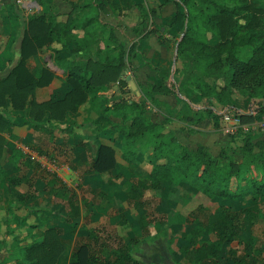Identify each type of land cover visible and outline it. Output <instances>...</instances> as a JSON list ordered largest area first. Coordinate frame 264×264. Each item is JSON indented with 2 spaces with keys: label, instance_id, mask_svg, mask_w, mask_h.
<instances>
[{
  "label": "trees",
  "instance_id": "1",
  "mask_svg": "<svg viewBox=\"0 0 264 264\" xmlns=\"http://www.w3.org/2000/svg\"><path fill=\"white\" fill-rule=\"evenodd\" d=\"M89 1L82 9L81 17L86 35L76 45V51H68L70 55L64 53L75 37L73 30L78 26L79 13L70 14L67 21H60L55 15H33L23 39L21 59L7 77L0 79V194L2 180L10 177L3 164L7 159L6 139L2 132L12 122L11 113L21 111L31 128L47 131L53 140L57 127L47 122L64 121L69 112L76 113L90 95L101 90L97 82L121 81L125 75L130 55L124 42L114 34L111 44L103 39L101 11L106 0ZM170 2L178 8L172 22L181 24L172 42L186 74L178 84V68H162L142 55L141 62L156 69L159 79L152 88L146 89L144 95L157 101L156 93L182 94L184 87L192 85L202 96L214 99L199 110L211 116L217 125L228 108L239 113V107L232 101L231 90H238L250 99V111L264 112V0H160V6ZM132 5H136L144 20L152 12L151 8L147 9L142 2L135 4L134 0H119L115 7L123 11ZM54 42L61 43V48L56 49V59L67 70L66 80L72 88L62 97L37 101V87L50 84L54 75L46 67L31 72L27 59ZM94 48L96 61L87 55ZM211 75L216 77V83L205 78ZM248 76L249 80L244 82V77ZM148 111L146 99L130 101L123 98L107 104L99 114L103 119H110L107 128L122 135L121 156L128 163L149 164L144 188H161L169 182L182 190L186 200L194 197L201 200L187 214H177V222L184 228L177 237L164 228L152 235L151 240L170 237L178 243L187 264H257L253 238L244 243L241 255L230 245L262 212L264 139L259 138L258 133L238 132L231 141L232 145L242 144L241 151L236 154L225 148L219 157L205 145L191 149L177 138H162V114L156 119ZM111 116L120 120L113 121ZM240 116L253 118L250 113H240ZM102 123L100 118V129ZM110 141L99 144L87 175L112 172L122 166L117 159L116 138ZM17 154L13 152L8 160L14 162ZM68 199V219L72 229L77 228L82 219L81 228L89 232L87 240L72 249L69 264H143L134 256L131 244L113 233L105 235L99 227L85 225L100 218L101 214L83 216L79 205L71 197ZM40 225L44 231L42 236L29 231L31 241L26 244L21 243L23 239L13 241L15 250L11 256L16 264H58L66 240L58 226ZM105 250L109 253L104 254Z\"/></svg>",
  "mask_w": 264,
  "mask_h": 264
},
{
  "label": "crops",
  "instance_id": "2",
  "mask_svg": "<svg viewBox=\"0 0 264 264\" xmlns=\"http://www.w3.org/2000/svg\"><path fill=\"white\" fill-rule=\"evenodd\" d=\"M134 1L135 4L137 2H142L147 9H152V12H150L146 20H144L136 5L119 11L115 7V4L119 2V0H106L103 5V10L101 11V20L104 23V30L102 32L103 39L111 44V35L114 34L120 41L124 42L127 54L131 47H133V51L136 54L147 57L154 65H159L165 69L178 68L176 79L179 84L184 76L181 77L180 75L179 78L178 73L184 72L185 70L183 61L180 58H178L176 62L174 61L176 55L172 40L176 31L172 30L180 28L181 25L178 21L172 22V17L176 14L178 9L177 5L170 2L164 6H160V0ZM89 2V0H0V79L7 77L21 59L23 39L29 27V18L33 15H55L58 20L67 21L70 14L74 12L79 13L80 18L76 22L78 26L73 30L75 37L72 39L73 41H71L68 50H64V53L70 55L68 51H76V45L81 39L85 38L86 35L85 30L82 28L81 17L83 16L82 9ZM166 28L170 29L172 32H166ZM163 36H165L168 43H162L161 37ZM60 48L61 43L54 42L50 46H44L27 59V64L31 72L35 73L41 67H46L53 72L54 75L50 84L37 87L35 91V98L37 101H46L53 96L62 97L72 88L71 84L66 80L68 75L67 70L60 65L56 59V49ZM79 53L84 54L83 51ZM87 53L88 56L95 58V61L97 60L98 57L96 56L95 48ZM136 54L131 55V57L128 55L130 57V62H128V68L122 80L129 82L131 90L135 93L134 97L137 98L141 95L143 87H152L159 79L157 77V70L135 59ZM92 68L94 67L92 66ZM136 78H138L139 82ZM131 80L135 81L136 90L132 88L130 84ZM102 81L96 83L101 90L97 94L90 95L87 101L79 106L76 113L69 112L64 121L53 120L52 122H47L57 127L53 132L55 135L53 140L47 131H36L31 128L28 120L23 117L21 111L11 113L9 117H11L10 119L12 122L8 124L3 135L6 138V145H8V143L11 145H8L10 151L12 150L11 154L13 152L18 154L16 155V160L10 162L8 160L9 156H11L10 151L7 153V161L3 164L8 171L11 173L14 166H20L19 163L21 161L22 152L40 161V157L36 158L28 153L26 147L30 148V151L32 150L43 155L47 154L50 157L56 158L52 152L48 154L49 152L47 153V151H44L42 145L31 143L30 139L36 141L37 133L39 132H44L48 135V141L55 145L52 147L53 151L55 147L58 146L62 150H67L69 148L71 153L88 152L89 154L96 153V155L97 148L102 141H110L112 138L115 140L116 138L118 155H121L120 142H122V135L116 134L113 128H107L108 124H110V119H103L99 113L107 104H112L123 98L128 99L129 93L122 89L124 87L121 86L120 80H115L111 83ZM139 84H142L141 87ZM188 86L182 89V94L156 93L155 98L157 101L154 103L159 106L160 110L162 106L166 105L172 113L171 120H169L167 124L173 128L175 136L179 141L186 144L191 149L197 148L200 144L205 145L209 147L214 155H219L223 148H227V146L231 144V137L227 135L225 131L224 120L221 117L217 125L211 116L199 110L204 106H208L214 99L212 97H201L195 93L192 95L190 91L187 90ZM128 100L131 101L133 99ZM248 111H250V107L249 110L245 112ZM249 113L253 115V119L248 123L254 127L253 130L258 131L259 138L264 139L263 113L259 114L255 111H250ZM197 114L198 116L194 120H187L188 115L196 116ZM260 115H262L260 118L261 120H258ZM48 117L49 116H47L46 119H48ZM100 118H102L103 122L101 129L98 124ZM110 118L113 121L120 120L119 117L115 116H111ZM160 118H164V116L160 115ZM258 124H262V126L260 127ZM28 141L32 145L29 144ZM20 144H22V148L18 147ZM40 150L44 152L41 153ZM118 162L120 163L119 159ZM40 163L44 165V163ZM6 164L9 166L7 167ZM69 170H71L70 167ZM19 184L21 183H12L10 177L3 179L1 182L2 192L0 197L7 189L12 191V189L15 188L16 185L19 186ZM44 197V195L38 194L36 197L30 196L25 200L29 212L25 216V222L22 228H18L23 232V236L20 238L23 239L21 242L22 244H26L29 240L31 241V239L28 238L29 231L37 235V230L44 233L40 224L52 226L48 223V214L43 215L42 213L47 210L43 202ZM34 200L35 202L32 203ZM35 214L40 215L42 221L40 220L38 223L32 222L30 220V215ZM33 224H37V226L31 227ZM38 236L40 237V235ZM7 262V257L0 258V264Z\"/></svg>",
  "mask_w": 264,
  "mask_h": 264
},
{
  "label": "rangeland",
  "instance_id": "3",
  "mask_svg": "<svg viewBox=\"0 0 264 264\" xmlns=\"http://www.w3.org/2000/svg\"><path fill=\"white\" fill-rule=\"evenodd\" d=\"M166 29L168 33L174 30L176 33L178 31L177 28L172 31L168 28ZM161 41L162 43H168L165 36L161 37ZM212 41L216 40L213 39ZM133 54L136 53L131 47L129 51L130 57ZM140 55L136 54L135 59L141 61ZM177 59L175 57L174 61L176 62ZM185 74V71L178 73V77L180 78V75L182 77ZM205 78L211 83H216V77L213 75ZM249 78V76L244 77V82L248 81ZM136 80L138 81V78ZM220 82L224 83L219 80ZM121 86L124 87L122 88L124 91L129 93L128 99H146L147 109L152 117L158 118L160 114L164 116V125L161 126L162 138H177L173 128L167 124L172 116L168 107L164 105L160 110L153 99L144 95L146 89L152 87H143L141 95L136 98L128 81L121 80ZM187 90L192 95L195 93L204 97L192 85H189ZM230 92L234 105L239 107L238 114L249 113L250 111H245L249 110L250 99L245 98L238 90H231ZM10 108L12 109V107ZM227 111L236 113L233 108H228ZM261 113L264 115V112ZM262 115L258 117V120ZM197 116L198 114L196 116L188 115L187 120H194ZM241 119L243 122L248 123L253 118L250 120L248 117H241ZM250 132L252 135L258 133L255 130ZM37 134L36 141L30 139L31 143L42 145L43 150L49 152V154L52 152L58 160L59 169L55 167V171H48L41 165L40 161L23 152L19 163L20 166L12 168L10 173L12 183L21 184L19 186L16 185L13 188L15 190L7 189L0 197V258L7 257L8 259V262L4 264H16L11 255L15 250L13 241L23 236L22 230L18 228H22L25 216L29 212L25 200L30 196L36 197L38 194L45 196L43 202L47 210L42 212L43 215L48 214V223L52 226H58L61 235L66 240L65 250L60 256L58 264H69L72 249L79 243L85 242L89 233L84 228H81L82 219L78 227L72 229L68 219L70 212L68 197H71L79 205L83 216L93 213L101 214L100 218L88 224L84 223L87 227H99L105 235L113 233L118 238H121L123 242L131 244L134 248V256L143 264H187L176 241H171L168 236H161L152 241L151 236L166 228L171 236L177 237L184 229L177 222V214L179 212L187 214L195 209L201 202L199 198L194 197L186 200L182 190L169 182H165L161 188H144L143 185L145 177L148 175L149 164L145 162L128 163L120 154L118 159L122 165L121 167L108 173L87 175L86 171L91 167L96 153H71L69 148L62 150L58 146L53 151L52 147L55 145L48 141V135L44 132ZM31 143L29 142V144ZM8 145L10 144L8 143ZM8 145H6L5 157L8 156L7 153L10 151ZM122 145L123 142H120V146ZM18 147L22 148V144ZM227 149L238 154L242 149V144L235 143L232 145L231 141ZM218 156L220 157V154ZM6 166L8 167L9 165L6 164ZM62 166L65 169H62ZM69 167L71 170H69ZM64 195H67V197H64ZM34 202L35 200L32 201V203ZM41 218L38 214L30 215V220L34 223L40 222ZM37 232L40 236L43 234L39 230ZM250 238L255 240L254 257L257 258V264H264V203L262 204L261 214L255 218L254 222L247 224L242 236L238 237L230 245V248L234 249L238 255H241L244 253V243H247ZM135 240H139V242L136 243L134 242ZM108 251L105 250L103 253L108 254Z\"/></svg>",
  "mask_w": 264,
  "mask_h": 264
},
{
  "label": "built area",
  "instance_id": "4",
  "mask_svg": "<svg viewBox=\"0 0 264 264\" xmlns=\"http://www.w3.org/2000/svg\"><path fill=\"white\" fill-rule=\"evenodd\" d=\"M222 119L224 120L225 123V131L226 134L232 137L233 135L237 134L238 132H249L254 129V127L247 123L243 122L241 119V116L239 114H236L234 112H225L222 116ZM263 124V123H262ZM260 125V127L262 126ZM257 128V125H256ZM26 150L28 153L32 154L34 157L39 158L40 162L44 163V167L47 168L48 170L55 171V167H58V160L56 158L50 157L47 154H39L38 152L35 151H30V148L26 147ZM62 169H65L64 166L61 167ZM59 169V167H58Z\"/></svg>",
  "mask_w": 264,
  "mask_h": 264
},
{
  "label": "water",
  "instance_id": "5",
  "mask_svg": "<svg viewBox=\"0 0 264 264\" xmlns=\"http://www.w3.org/2000/svg\"><path fill=\"white\" fill-rule=\"evenodd\" d=\"M130 83H131L132 88L136 90V84H135L134 80H131ZM138 93H139V91H138Z\"/></svg>",
  "mask_w": 264,
  "mask_h": 264
}]
</instances>
